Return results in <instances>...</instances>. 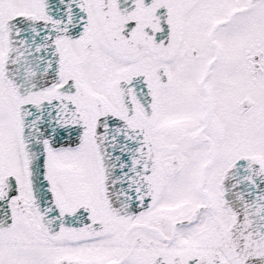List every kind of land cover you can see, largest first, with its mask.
I'll return each mask as SVG.
<instances>
[{
    "label": "snow or ice",
    "instance_id": "snow-or-ice-1",
    "mask_svg": "<svg viewBox=\"0 0 264 264\" xmlns=\"http://www.w3.org/2000/svg\"><path fill=\"white\" fill-rule=\"evenodd\" d=\"M0 264H264V0H0Z\"/></svg>",
    "mask_w": 264,
    "mask_h": 264
}]
</instances>
